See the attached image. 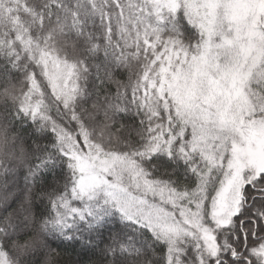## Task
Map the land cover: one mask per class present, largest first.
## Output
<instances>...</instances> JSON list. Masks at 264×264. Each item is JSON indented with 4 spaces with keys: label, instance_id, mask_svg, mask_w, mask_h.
Returning <instances> with one entry per match:
<instances>
[{
    "label": "snow or ice",
    "instance_id": "snow-or-ice-1",
    "mask_svg": "<svg viewBox=\"0 0 264 264\" xmlns=\"http://www.w3.org/2000/svg\"><path fill=\"white\" fill-rule=\"evenodd\" d=\"M0 58V264H264V0H0Z\"/></svg>",
    "mask_w": 264,
    "mask_h": 264
},
{
    "label": "trees",
    "instance_id": "trees-1",
    "mask_svg": "<svg viewBox=\"0 0 264 264\" xmlns=\"http://www.w3.org/2000/svg\"><path fill=\"white\" fill-rule=\"evenodd\" d=\"M74 39V37H70L69 38ZM101 58H102V54H101ZM2 59V58H0ZM3 61H0V64H2ZM131 70L130 69H126V68H120L118 70H114L115 74V79L120 80V79H127L130 75ZM14 76H16L17 78L20 77L19 73H14ZM13 83H16L17 86H19V83L17 80H13ZM114 85H113V91H114ZM12 106V103H10L7 99H5L3 104H0V119H3L4 117L7 116V110L10 109ZM122 122L126 123V124H132L135 125L136 122V118L134 116H128L125 119L122 120ZM29 124L30 121L27 123H17L14 122V127L21 132L22 135L25 136L27 143L31 144L32 143V138H34V133L31 132L30 128H29ZM43 146H49L50 145V141L48 140H42L40 142ZM62 165L57 164L55 167H53L51 170L49 169H43L39 174H38V179H39V183L37 184V188L39 189V187L41 185H45V182L48 185H53L55 182H57L62 174ZM26 175V171H20V172H16L13 173L11 175L8 176V180L10 181V184L8 186V191L13 192V196L12 198L9 200L8 204L6 205V207H4L2 210H0V214L3 213H7L9 212L11 209L15 208L20 197L21 194L23 192V189L25 187V177ZM46 178V179H45ZM116 224L120 227L123 228L125 230V232H127L129 235H132V230L130 227L126 226V224L122 221L119 220L118 217H116Z\"/></svg>",
    "mask_w": 264,
    "mask_h": 264
},
{
    "label": "clouds",
    "instance_id": "clouds-1",
    "mask_svg": "<svg viewBox=\"0 0 264 264\" xmlns=\"http://www.w3.org/2000/svg\"><path fill=\"white\" fill-rule=\"evenodd\" d=\"M18 87H21V85ZM5 99L12 103L9 98L0 96V104H3ZM89 107L90 104L85 105V109ZM100 118L103 119L102 114H100ZM108 127L111 130V138L113 141L117 138L123 139L130 135H135V125L126 124L118 118L108 121ZM29 152V143L12 142L8 145L0 144V210L6 207L14 194L8 191L10 184L8 176L16 172L27 171V154ZM20 207L21 205L18 201L16 207L9 212H19ZM9 212L3 214L7 215ZM22 217L23 214L21 213L20 218L22 219Z\"/></svg>",
    "mask_w": 264,
    "mask_h": 264
}]
</instances>
